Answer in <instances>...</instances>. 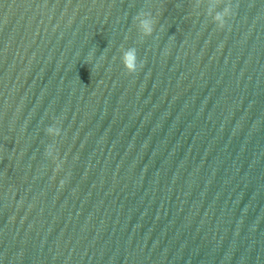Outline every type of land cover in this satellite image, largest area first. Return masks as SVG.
<instances>
[{
    "label": "water",
    "instance_id": "water-1",
    "mask_svg": "<svg viewBox=\"0 0 264 264\" xmlns=\"http://www.w3.org/2000/svg\"><path fill=\"white\" fill-rule=\"evenodd\" d=\"M0 264H264V0H0Z\"/></svg>",
    "mask_w": 264,
    "mask_h": 264
},
{
    "label": "clouds",
    "instance_id": "clouds-1",
    "mask_svg": "<svg viewBox=\"0 0 264 264\" xmlns=\"http://www.w3.org/2000/svg\"><path fill=\"white\" fill-rule=\"evenodd\" d=\"M213 10H214L213 8H210L209 11L211 12ZM227 14H228V9H225L223 13H217L216 14L215 20L218 21V22H220L221 25H222L223 24V18ZM135 20L137 22L138 28L142 32H144V34H146V35L151 34L153 28H152V20L150 19V17L145 16L143 13H139L135 17ZM134 53H135V49L125 51L124 54H123V56L121 57V61L126 64L127 56L130 55V54H134ZM49 131L52 132L53 129H49ZM55 131L58 134V130H55Z\"/></svg>",
    "mask_w": 264,
    "mask_h": 264
}]
</instances>
